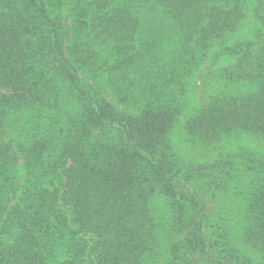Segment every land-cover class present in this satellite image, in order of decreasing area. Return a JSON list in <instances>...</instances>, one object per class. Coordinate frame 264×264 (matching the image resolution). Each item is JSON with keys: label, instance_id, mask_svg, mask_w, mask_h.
Here are the masks:
<instances>
[{"label": "trees", "instance_id": "trees-1", "mask_svg": "<svg viewBox=\"0 0 264 264\" xmlns=\"http://www.w3.org/2000/svg\"><path fill=\"white\" fill-rule=\"evenodd\" d=\"M244 137L264 0H0V264H264Z\"/></svg>", "mask_w": 264, "mask_h": 264}, {"label": "rangeland", "instance_id": "rangeland-1", "mask_svg": "<svg viewBox=\"0 0 264 264\" xmlns=\"http://www.w3.org/2000/svg\"><path fill=\"white\" fill-rule=\"evenodd\" d=\"M242 141L244 142L245 145L254 147V148L258 149L259 151L264 152V141H258L257 139L252 138V137H244ZM190 151H191L190 153H193L192 150H190ZM194 155L196 157H199V154L198 155L193 154V156ZM200 157H204V154H203V156H200ZM240 247H241V249L243 250L244 253L251 254L254 258H259L260 257L259 253L255 252V251L252 252L251 249H249L247 246L243 245L242 243H241Z\"/></svg>", "mask_w": 264, "mask_h": 264}]
</instances>
